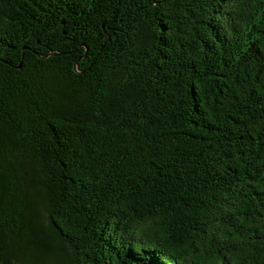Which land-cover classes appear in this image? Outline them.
<instances>
[{
	"label": "trees",
	"instance_id": "1",
	"mask_svg": "<svg viewBox=\"0 0 264 264\" xmlns=\"http://www.w3.org/2000/svg\"><path fill=\"white\" fill-rule=\"evenodd\" d=\"M0 264H264V0H0Z\"/></svg>",
	"mask_w": 264,
	"mask_h": 264
}]
</instances>
